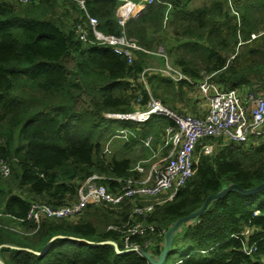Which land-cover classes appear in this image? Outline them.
Returning a JSON list of instances; mask_svg holds the SVG:
<instances>
[{
    "label": "trees",
    "instance_id": "1",
    "mask_svg": "<svg viewBox=\"0 0 264 264\" xmlns=\"http://www.w3.org/2000/svg\"><path fill=\"white\" fill-rule=\"evenodd\" d=\"M192 1L143 0L123 27L116 15L120 0H84L86 10L78 0H0V158L11 164L10 181L0 176V264H153L136 251L117 252L103 243L112 239L126 249L121 229L132 219V201L91 203L78 217H45L38 225L25 218L33 200H76L78 186L93 173L129 174L131 158L101 154L103 138L116 129L146 136L152 126L162 130L171 123L159 115L145 122L104 116L146 106L148 92L138 79L152 54L135 51L129 62L95 40L86 12L107 34L124 30L152 51L162 45L194 81L212 73L224 89L259 85L264 91V0H232L239 17L228 0ZM80 23L89 30L88 40L76 30ZM147 81L155 97L179 111L174 99L190 83L156 73ZM262 183L264 139L249 146L229 142L201 154L194 175L148 217L156 231L133 241L143 246L151 239L143 248L157 260L168 229L199 211L210 195L236 184L183 221L167 253L173 245L187 247L178 264H264V187L249 194L240 189Z\"/></svg>",
    "mask_w": 264,
    "mask_h": 264
},
{
    "label": "built area",
    "instance_id": "2",
    "mask_svg": "<svg viewBox=\"0 0 264 264\" xmlns=\"http://www.w3.org/2000/svg\"><path fill=\"white\" fill-rule=\"evenodd\" d=\"M19 1L31 3L38 0ZM142 2L143 0H120L116 9L120 25L124 27L126 21L139 9ZM78 3L86 10L84 0H78ZM228 3L239 17L232 0H228ZM171 7L170 4L166 10V18ZM86 17L95 40L124 54L129 62H132L135 51H143L146 54L158 53L163 57L162 65L149 64L139 75L138 81L144 84L148 92L146 106L137 107L128 113L108 112L109 114L105 113L106 117L145 122L152 115H159L171 119V123L160 130L162 133L157 145L155 140L158 136L153 133L143 136L137 129L128 127L116 129L107 136L102 145L103 156L107 157L114 153L115 148L112 143L116 138L125 141L134 138L149 155L143 154L141 158L132 162L127 175L93 173L78 186L77 199L69 203L53 205L42 200L31 201L25 219L38 225L45 217H78L91 203L117 206L129 200L134 203L131 221L123 229L115 225H109L107 228L121 229L124 247L134 248L136 252L148 259L150 253L143 247L148 245L151 239L142 246L133 241V236L156 231L155 223L149 221L148 217L157 204L171 199L194 175L200 155L212 154L229 142L249 146L260 143L264 139V91L259 85L244 91L240 88L224 89L212 81V73L204 74L199 81H194L170 62L162 45L152 51L141 46L124 30L121 34H107L99 28L97 17L87 12ZM76 30L83 39L88 40L89 30L84 24H78ZM251 36L254 38L257 34L252 33ZM155 73L166 76L174 82L183 80L192 84L198 96L206 101L205 112L202 114L178 112L164 104L160 98L155 97L147 81V76ZM142 99L143 96L139 95L138 103ZM10 174L11 164L4 158H0V176L7 177ZM244 232L247 234L249 229H245ZM244 249L246 252L251 251V247L248 246Z\"/></svg>",
    "mask_w": 264,
    "mask_h": 264
},
{
    "label": "rangeland",
    "instance_id": "3",
    "mask_svg": "<svg viewBox=\"0 0 264 264\" xmlns=\"http://www.w3.org/2000/svg\"><path fill=\"white\" fill-rule=\"evenodd\" d=\"M200 3H201V0H193L192 1V5H198ZM165 16H166V12H165ZM169 60L172 63L170 57H169ZM149 63H150V65L160 66L163 64V57L158 53H154L149 57ZM186 86H187V88H185L186 93L182 96L175 98L174 100L181 101L184 106H186V105L192 106L193 105V108L188 110L187 113H194L198 109V107H200L199 106V96L195 92V88L192 84H187ZM84 102L86 104L85 99H84ZM180 112H182V111H180ZM105 113L109 114L108 112H105ZM105 113H104V116H106ZM160 128L161 127L159 124V127H158V125H154L150 129V133H153V134L158 136L157 139L155 140V145L158 144V141L160 140V137H161L162 131H159ZM106 138L107 137L103 138V143L105 142ZM112 145L115 148L114 154L117 157H129L132 159L133 163L136 160H138L139 158H141L143 154H146V151L144 150L143 146L140 143H138L134 138H131L130 141H125V140H122L120 138H116V139H114ZM197 153H198V150H197ZM146 155H149V153H147ZM2 179L4 181H10V175L7 177H2ZM0 210H1V207H0ZM8 223L12 227L19 228L18 226H16L17 224H13L11 221H8ZM178 231H179V229H177V230L175 229L173 231V235L176 236ZM169 232H170V229H168L165 232L166 244L168 241ZM187 251H188L187 247H177V246L173 245L169 249V252L167 253V255L165 257L163 264H178L180 262V260L185 256ZM155 258H157V256ZM160 259H162V254L160 256H158V258H157V260H160Z\"/></svg>",
    "mask_w": 264,
    "mask_h": 264
},
{
    "label": "water",
    "instance_id": "4",
    "mask_svg": "<svg viewBox=\"0 0 264 264\" xmlns=\"http://www.w3.org/2000/svg\"><path fill=\"white\" fill-rule=\"evenodd\" d=\"M233 187H238V185H236V184H232V185H230L228 188H226L223 192H221V193H217V194H215V195H210V196L207 198V200H206L205 204L203 205V207H202L199 211H197V212H195V213L189 215L188 217H193V216H195L196 214H198L202 209H204L205 206L208 204L209 200H210L213 196H221V195L225 194L227 191H229L230 189H232ZM263 187H264V183L260 184L259 186L255 187V188H253V189H250V190H245V189H243V188H241V187H240V189H241L243 192L249 194V193H253V192L258 191V190H260V189L263 188ZM188 217H183V218H181V219H180L175 225H173V226L170 228L168 241H167V244H166V246H165V248L163 249V252H162V259H160V260H155V259H153V258L151 257V255H150V256L148 257V260H149L151 263H153V264H161V263L164 261L166 255H167V251H168V248H169V246H170L171 240H172L173 231H174L179 225H181V223H182L183 221H185ZM103 243H109V244H112V245L115 247V250H116L117 252H126V251H128V252H133V251H135L134 248H128V249H125V250H121L120 247H119V245H118V243H117L116 241L112 240V239H110V240H106V241H104Z\"/></svg>",
    "mask_w": 264,
    "mask_h": 264
},
{
    "label": "crops",
    "instance_id": "5",
    "mask_svg": "<svg viewBox=\"0 0 264 264\" xmlns=\"http://www.w3.org/2000/svg\"><path fill=\"white\" fill-rule=\"evenodd\" d=\"M184 88H187V86L185 85ZM173 104L179 110V112L180 111H182V112H188V110H190L191 108H193V105L192 106L191 105L190 106H187V105L184 106L181 101L174 100ZM199 106L200 107H198V109L194 112L195 114H202L206 110V101L204 99L200 98V97H199Z\"/></svg>",
    "mask_w": 264,
    "mask_h": 264
}]
</instances>
